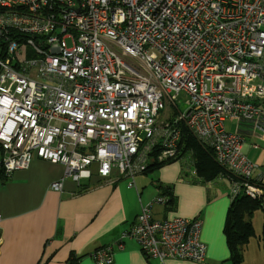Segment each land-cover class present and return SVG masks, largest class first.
I'll list each match as a JSON object with an SVG mask.
<instances>
[{
  "label": "built area",
  "instance_id": "1",
  "mask_svg": "<svg viewBox=\"0 0 264 264\" xmlns=\"http://www.w3.org/2000/svg\"><path fill=\"white\" fill-rule=\"evenodd\" d=\"M181 93L185 110L162 120ZM243 122L264 141V0H0V175L44 160L63 167L50 186L63 192L96 164L135 188L149 163L181 156L185 128L234 178L231 200H264ZM168 203L141 204L122 239L146 258L204 263L203 221L158 220ZM109 250L88 257L110 262Z\"/></svg>",
  "mask_w": 264,
  "mask_h": 264
},
{
  "label": "crops",
  "instance_id": "2",
  "mask_svg": "<svg viewBox=\"0 0 264 264\" xmlns=\"http://www.w3.org/2000/svg\"><path fill=\"white\" fill-rule=\"evenodd\" d=\"M250 127L249 123L241 124L244 148L259 167L253 180L264 183V141ZM3 156L0 151V159ZM63 173L60 165L34 159L28 170L0 175V264H71L73 255L80 258L79 264H96L88 255L112 244L129 229L141 204L157 197L169 198L163 195V187L170 188L173 201L154 206V216L158 220L200 218L201 239L207 246V259L200 264H233L225 236L231 179L223 171L204 181L197 174L194 152L183 151L177 160L136 176L135 188H129L128 179L118 171L100 178L97 165H93L91 180L82 181L81 188L66 180L63 192L50 189ZM263 222L264 213L261 222H252L255 235L244 249L242 264H264ZM113 264L199 263L147 260L138 244L126 241Z\"/></svg>",
  "mask_w": 264,
  "mask_h": 264
},
{
  "label": "trees",
  "instance_id": "3",
  "mask_svg": "<svg viewBox=\"0 0 264 264\" xmlns=\"http://www.w3.org/2000/svg\"><path fill=\"white\" fill-rule=\"evenodd\" d=\"M182 132H183L182 146L184 147L182 153L183 151L194 152L195 167L197 174L200 178H202L204 181H210L214 179L216 176H218L219 173H222L224 171L215 162L213 154L210 149L201 147L199 143L194 139V137L185 128H183ZM173 161L175 160L160 164H157L156 162H151L148 164L145 172H143L142 174H145L153 169H157ZM163 195L169 196L168 204H170L173 201V199L171 198L172 195L169 187H163ZM261 208L262 205L259 201L251 200L249 197L244 195L232 199L230 209L227 215L225 236H226L228 248L230 250V255H231L230 259L233 264L243 263L244 249L248 244L250 238L255 235V229L252 223V217L255 211ZM261 236H262V241L264 243V222H263V230ZM73 256L75 257V255ZM79 260H80L79 257L72 259L71 264L73 263L77 264ZM45 261L46 260H44V262Z\"/></svg>",
  "mask_w": 264,
  "mask_h": 264
},
{
  "label": "rangeland",
  "instance_id": "4",
  "mask_svg": "<svg viewBox=\"0 0 264 264\" xmlns=\"http://www.w3.org/2000/svg\"><path fill=\"white\" fill-rule=\"evenodd\" d=\"M27 54H28V58L32 56V50L31 48H27ZM186 108V96L184 93H181L179 96H178V100L175 102V106L174 108H172V111L171 110H167L165 111L163 114H162V120H165V119H169L168 115L170 114V117H176L178 116V113L179 111H184ZM179 110V111H178ZM235 122V121H234ZM233 121L231 120H227L226 123H225V126H226V129L228 131H236L237 130V123H236V127H235V124H234ZM184 127L181 125V128ZM240 128H241V125H240ZM240 128H238V131H240ZM196 140V139H195ZM197 141V140H196ZM200 145V144H199ZM96 165V164H94ZM218 165V164H217ZM94 171V169H93ZM230 179H234L233 177H231L230 175H228ZM243 195V194H242ZM245 196V195H244ZM253 200V199H251ZM254 201H259L262 205V208L261 209H258L257 211H255L253 217H252V222L253 223H256V219H259V221L261 222L262 221V218H263V210H264V200L263 199H260V200H254ZM232 202V200H231ZM145 205V204H144ZM140 209H141V206H140ZM155 211V210H154ZM135 223V222H134ZM133 223V225H134ZM130 229V228H129ZM124 230L122 231L118 237L116 238V240L112 243V244H109V245H106L104 247H101V248H98L96 249V251L98 250H102V249H105V248H110V250L108 251V256L106 257L108 260H110V262H105V263H101V264H113L114 261H115V256H116V253L119 252V251H122L125 247V242L126 241H133L136 243V240L134 238H131V239H122L124 236H125V233L129 230ZM137 244V243H136ZM140 250V248H139ZM141 252V250H140ZM142 253V252H141ZM145 257V256H144ZM146 258V257H145ZM147 260H151V259H155V260H158L156 258H146ZM160 261V260H158ZM161 263H164L162 261H160Z\"/></svg>",
  "mask_w": 264,
  "mask_h": 264
},
{
  "label": "bare ground",
  "instance_id": "5",
  "mask_svg": "<svg viewBox=\"0 0 264 264\" xmlns=\"http://www.w3.org/2000/svg\"><path fill=\"white\" fill-rule=\"evenodd\" d=\"M157 164H160V162H156ZM92 174H89L88 180H91Z\"/></svg>",
  "mask_w": 264,
  "mask_h": 264
}]
</instances>
